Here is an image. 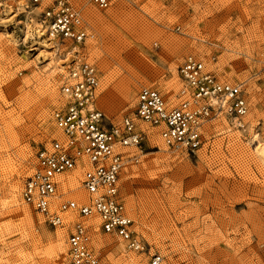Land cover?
Instances as JSON below:
<instances>
[{
  "label": "rangeland",
  "instance_id": "obj_1",
  "mask_svg": "<svg viewBox=\"0 0 264 264\" xmlns=\"http://www.w3.org/2000/svg\"><path fill=\"white\" fill-rule=\"evenodd\" d=\"M80 6L89 37L70 59L96 66V107L104 123L109 127L128 116L144 133L139 150L125 149L128 158L140 157L125 161L120 193L146 251L103 232L97 215L69 210L63 225L50 226L21 198L38 150L62 139L53 111L64 102L60 87L70 61L63 60L72 51L69 41L52 39L49 45L40 35L45 24L41 32L38 26L42 7L29 6L30 14H0V264H70L75 222L86 226L88 247L101 264H149L152 253L163 264H264V0ZM88 6L104 19L91 20ZM188 55L220 80L241 84L249 104L243 128L227 117L207 122L204 144L194 153L169 148L157 128L135 115L141 88L158 90L168 107L183 100L179 67ZM69 174L66 198L78 201L69 187L81 185L83 168ZM14 183L20 186L16 201L9 193ZM98 238L105 242L98 244Z\"/></svg>",
  "mask_w": 264,
  "mask_h": 264
},
{
  "label": "built area",
  "instance_id": "obj_2",
  "mask_svg": "<svg viewBox=\"0 0 264 264\" xmlns=\"http://www.w3.org/2000/svg\"><path fill=\"white\" fill-rule=\"evenodd\" d=\"M10 1L12 3L7 5ZM19 1L0 0V14L29 13L30 7L44 5L39 20L43 25L46 23L51 39L69 41L73 47H80L89 37L85 21L75 5L77 0H22L25 4ZM89 1L99 9H106L116 0ZM76 53L78 56L79 51ZM77 56L69 63L70 81L61 86L64 102L53 111L63 140H53L50 147L38 151L37 162L23 181L21 198L50 226L62 225L60 215L70 209L77 210L83 217L95 214L102 221L103 230L117 234L130 248L143 250L146 248L144 242L133 236L135 232L131 229V219L125 214L120 188L125 161H138L137 154L128 158L125 149L140 146L144 133L136 129L128 116L109 127L104 123V115L96 107L97 68L80 61ZM179 72L185 82L180 89L182 101L169 108L158 91L141 88L135 115L153 126H162L159 134L169 148L178 146L194 153L203 144L199 132L205 123L219 117L239 121L246 115L244 93L239 85L217 83L216 77L204 72L203 62L194 56L184 59ZM82 159L89 163L82 185L91 197L90 205L78 206L73 200H60L57 211L51 209V201L59 196L60 176L71 173ZM86 241V228L76 223L68 238L70 264H100L87 248ZM159 263L160 257L152 254L150 264Z\"/></svg>",
  "mask_w": 264,
  "mask_h": 264
},
{
  "label": "bare ground",
  "instance_id": "obj_3",
  "mask_svg": "<svg viewBox=\"0 0 264 264\" xmlns=\"http://www.w3.org/2000/svg\"><path fill=\"white\" fill-rule=\"evenodd\" d=\"M89 2L91 5H93L89 0H77L76 2H75V5H76V7L79 9V11H80V15H81V17L83 18V20H84V17H83V14H82V8H81V6H80V4L81 3H87V2ZM11 4L12 2L10 1V2H7L6 4L8 5V4ZM19 4H25L22 0H20L19 1ZM45 4V3H44ZM86 5V4H85ZM94 7H95V5H93ZM111 7V6H110ZM110 7H108V8H110ZM43 8H44V5H42V10H43ZM97 8V7H96ZM108 8H106V9H108ZM97 9H99V8H97ZM100 10H105V9H100ZM30 12H31V10H30ZM29 12V13H30ZM85 12H86V14L88 15V17L91 19V20H93V21H101V20H103L104 18L100 15V14H98V13H96V12H94L92 9H90V7L88 6V7H86L85 8ZM85 21V20H84ZM46 24V23H45ZM41 25V30H42V28L44 27V25L42 24V22H39L38 23V26H40ZM85 25H86V21H85ZM85 28H86V30H87V25L85 26ZM46 31H47V29L45 30V32H41V34L40 35H46V40L48 41V43H49V45H51L52 47L54 46V44H51V43H54V41H52V39H51V37H49L47 34H48V32L46 33ZM87 33H88V31H87ZM53 39H55V38H53ZM59 42H61L60 40H58ZM86 41V40H85ZM85 41H84V43H85ZM84 43L83 44H81V45H84ZM80 46V45H79ZM72 51H70L68 54H66L67 56H66V58L63 60L64 62H66V61H70L71 62V60L73 59H70V57H71V53H76L77 51H78V48H77V46L76 47H73L72 46V48H70ZM76 55H77V53H76ZM80 56V55H79ZM189 56V55H188ZM190 56H193V55H190ZM76 57V56H75ZM74 57V58H75ZM195 57V56H194ZM82 59V58H81ZM69 62V63H70ZM89 63V62H88ZM91 64V63H90ZM93 65V64H92ZM68 67H69V65H68ZM68 70V69H67ZM203 70H204V72H210V73H212L216 78V81H217V83H225V81H222V80H220L217 76H216V74H214L212 71H210V70H208L207 68H206V66L204 65V63H203ZM179 74H180V72H179ZM180 78L182 79V77H181V75H180ZM183 80V79H182ZM66 81H70V78L68 77V71H67V73H65V74H63V76H62V84L64 83V82H66ZM184 81V80H183ZM226 83H229V84H234V85H239L240 87H241V89H242V91H243V93H244V89H243V87H242V85L241 84H239V83H231V82H226ZM62 86V85H61ZM98 89H99V79H98V87H97V89H96V96L98 95ZM150 89H153V88H150ZM129 90H130V87L129 86H127L126 87V90H125V93L126 94H128V93H130L129 92ZM154 90H156V89H154ZM156 91H158V90H156ZM60 92H61V95H62V97H63V92H62V89H61V87H60ZM132 93V92H131ZM158 93L160 94V92L158 91ZM131 95V94H130ZM160 96H162L161 94H160ZM125 97H127V96H125ZM131 97V96H130ZM163 97V96H162ZM128 98V97H127ZM63 99H64V97H63ZM164 99V98H163ZM183 99H184V97H183ZM243 100H244V106H245V109H246V114H247V112H248V110H249V104H248V101H247V99H246V96H245V93H244V98H243ZM165 101V100H164ZM189 102H190V104L193 106L194 104H193V102L191 101V100H189ZM165 104H166V102H165ZM167 106V105H166ZM168 107V106H167ZM166 107V108H167ZM169 108H171V107H169ZM102 112V111H101ZM41 114H42V117L44 118V120H45V122L47 121V112H46V110H43L42 112H41ZM104 115V114H103ZM127 117V116H126ZM137 117V119L139 120V123L141 122V123H144V124H147V125H149L151 128H157L158 129V132L160 131V129L162 128V126H153V125H151V124H149V123H146V122H144V121H141V119L138 117V116H136ZM244 117L245 116H243L242 118H241V120L239 119V121H232L231 119H229V118H227L230 122H231V124H233V125H236L238 128H243L244 126H245V122H244ZM123 118H125V117H123ZM122 118V119H123ZM132 118V117H131ZM121 119V120H122ZM133 119V118H132ZM48 122V121H47ZM121 122V121H120ZM133 123H134V125H135V127H136V129L138 130V131H143V130H140L139 129V126H138V123L133 119ZM51 124V123H50ZM206 124V123H205ZM204 124V125H205ZM203 125V126H204ZM55 126H56V124H55ZM203 126L200 128V132H199V134H200V137H201V139H202V143L204 144V138H203V131H202V128H203ZM57 128V127H56ZM58 129V128H57ZM59 130V129H58ZM60 131V130H59ZM60 134H61V136H62V139H59V138H54V139H52L51 141H50V143H49V145H47V146H43V147H50V144H51V142L53 141V140H57V141H61V140H63V135H62V133H61V131H60ZM141 144H142V142H141ZM203 144H202V146H203ZM141 146V145H140ZM140 146H138V147H136L135 149L136 150H139V148H140ZM201 146V147H202ZM43 147H41L40 149H42ZM200 147V148H201ZM199 148V149H200ZM39 149V150H40ZM127 149V148H126ZM172 149L173 150H186L185 148H182V147H178V146H175V147H172ZM198 149V150H199ZM38 150V151H39ZM197 151V150H196ZM38 153V152H37ZM136 157H137V160L139 161V157H140V154H137L136 155ZM132 162H134V163H137V162H135L134 160H131ZM76 167H81V168H83V174H82V179H83V176H84V172L86 171V170H88L89 168V163H87L86 161H85V159H82L81 161H80V163H78V165L76 166ZM88 168V169H87ZM78 170V169H77ZM74 172V171H73ZM70 175V174H69ZM73 175H75V174H73ZM72 176V175H71ZM17 177V176H16ZM73 179V178H72ZM82 179H81V185L79 184V182L77 183L78 185H76L72 190H71V187H69L70 188V190L69 191H72V193H73V196H74V199H77L79 202L80 201H83L84 199H86V197H87V200L85 201V202H83V203H78V201H76V200H73L74 202H76V204L78 205V206H80V205H83V204H86V205H90V203H91V197H90V195H89V193L84 189V187H83V185H82ZM67 180V178H66V176H65V174H63V175H61L60 176V187H59V189H58V195L59 196H56L55 198H53V200L51 201V209H53V210H56L57 211V209H58V202L60 201V200H72V199H68V198H66V196H69V193H67V187H68V185H67V187L65 186V184H64V182ZM69 180V179H68ZM72 181H75L76 182V178L74 177V179L72 180ZM74 184V183H73ZM76 184V183H75ZM70 186V185H69ZM82 186V187H81ZM76 189V190H75ZM19 191H20V186H19V184L18 183H14L12 186H11V189H10V194L15 198V200L14 201H16L17 200V195H18V193H19ZM87 194V195H86ZM120 195H121V193H120ZM13 198V199H14ZM121 198H122V196H121ZM70 210H75V209H70ZM67 211H69V210H67ZM67 211H64V212H62L61 213V218L63 219V224H64V217H63V214L65 213V212H67ZM75 211H77V210H75ZM78 212V211H77ZM71 213V212H70ZM78 214H79V212H78ZM125 214L131 219V221H132V226H131V229L135 232V230H134V221H133V219H132V217L129 215V213H128V211H127V209H126V206H125ZM69 215V214H68ZM80 215V214H79ZM93 215H95V214H93ZM81 216V215H80ZM92 216V215H91ZM73 217V216H72ZM98 218H99V216H98ZM88 219V218H87ZM100 219V218H99ZM89 221H91V220H86L85 221V223L87 224ZM76 223H81V222H75V224L74 225H76ZM95 223V222H94ZM62 224V225H63ZM85 228H86V226L83 224V223H81ZM61 226V225H60ZM100 226H101V229H102V231L103 232H105V233H111V234H113L112 232H106L105 230H103V226H102V221L100 220ZM94 227V226H93ZM86 230H87V228H86ZM115 235H117V234H115ZM60 236V235H59ZM118 236V235H117ZM133 236L136 238V239H138V240H140L139 238H137V236L135 235V233H133ZM120 237V236H119ZM95 238V237H94ZM121 238V237H120ZM57 239V238H56ZM123 239V238H122ZM89 240H90V235H89V232H88V230H87V241H86V245H87V248L89 249V247H88V243H89ZM95 240V239H94ZM124 240V239H123ZM63 241V240H62ZM124 241H126V240H124ZM96 242L98 243V244H103L104 242H105V240H102V238H98V239H96ZM110 242V241H109ZM127 242V241H126ZM69 244V243H68ZM110 246H111V244H110ZM127 246H128V242H127ZM57 247L59 248V249H62V247H61V245L59 244V243H57ZM121 247V246H120ZM129 247V246H128ZM122 248H123V246H122ZM130 248V247H129ZM130 249H132V250H135V251H146V248H144L143 250H137V249H133V248H130ZM90 250V249H89ZM91 251V250H90ZM92 252V251H91ZM93 253V252H92ZM118 253V252H117ZM122 253V252H121ZM152 254H154V253H152ZM152 254L150 255V257H149V264H150V258H151V256H152ZM93 255H94V253H93ZM156 255H158L159 257H160V263L159 264H163V257L159 254V253H156ZM95 257H96V255H94ZM97 259H98V257H96ZM99 260V259H98ZM62 262V261H61ZM99 262H100V260H99ZM62 264V263H61ZM100 264H101V262H100Z\"/></svg>",
  "mask_w": 264,
  "mask_h": 264
}]
</instances>
